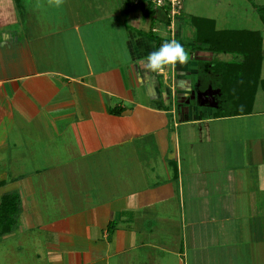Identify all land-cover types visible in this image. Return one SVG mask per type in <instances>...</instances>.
Instances as JSON below:
<instances>
[{
  "label": "crops",
  "instance_id": "obj_1",
  "mask_svg": "<svg viewBox=\"0 0 264 264\" xmlns=\"http://www.w3.org/2000/svg\"><path fill=\"white\" fill-rule=\"evenodd\" d=\"M5 1L0 202L16 195L18 210L0 264H264V92L242 114L221 92L222 64L243 56L197 43L180 17L189 60L154 74L144 62L152 34L170 39L163 12ZM205 12L191 17L262 33Z\"/></svg>",
  "mask_w": 264,
  "mask_h": 264
},
{
  "label": "trees",
  "instance_id": "obj_2",
  "mask_svg": "<svg viewBox=\"0 0 264 264\" xmlns=\"http://www.w3.org/2000/svg\"><path fill=\"white\" fill-rule=\"evenodd\" d=\"M126 3L129 0L125 1ZM143 9V14L147 18H152L156 11L149 7ZM260 20L264 28V6L257 9ZM191 25L195 28L196 42L206 45L210 51L238 54L243 56L241 64L225 63L222 64L226 69V79L221 92L233 104L235 113H248L253 103L254 95L258 87L264 92V78L261 79V70L264 66V57L262 56V37L259 31H217L214 29V23L210 20L191 17ZM152 34V32H150ZM156 43V49L167 39H161L152 34L150 37ZM253 70L250 74L247 68ZM239 73V74H238ZM238 74V75H237ZM253 74V76H252ZM250 75L253 79L251 86L246 88L231 87L233 81L231 78L241 79ZM254 77V78H253ZM253 84V85H252ZM236 92L240 93L237 94ZM240 96V97H239ZM241 99V100H239ZM239 100V101H238ZM246 100L244 103L243 101ZM243 102V103H241ZM111 114L118 115L120 110L112 109ZM18 210V198L16 195H5L0 202V235L8 233L15 224V215Z\"/></svg>",
  "mask_w": 264,
  "mask_h": 264
},
{
  "label": "rangeland",
  "instance_id": "obj_3",
  "mask_svg": "<svg viewBox=\"0 0 264 264\" xmlns=\"http://www.w3.org/2000/svg\"><path fill=\"white\" fill-rule=\"evenodd\" d=\"M253 3L254 2L252 0H183V16L181 15V18L184 19L185 21L187 20L186 21L187 24V22L191 18L192 13L193 15H196L198 13H206L205 11L209 10V12H212L214 14L215 13L219 14L220 18H223V20L229 19L232 22L227 26H224L225 28L238 29L243 27H249L250 29L260 30L262 33H264V28L260 20L258 11L250 9L249 7L250 4L252 7ZM5 4L6 1L1 0V7L5 6ZM204 6L207 7V10H205L204 12H198V13L194 12L196 11V9H199V11H203V9H205ZM186 7H188V9ZM198 15L207 16L208 14H198ZM237 21H239L241 25L237 23L233 24V22H237ZM193 33H194L193 30H191L190 36ZM262 33H260L261 37H262ZM185 34H188L187 29H185ZM175 35H177V33H175ZM262 40H263L262 52H264L263 37ZM176 41L183 44V46L184 43L187 44V41L185 40L182 42L180 39H176ZM184 48L186 47L184 46Z\"/></svg>",
  "mask_w": 264,
  "mask_h": 264
},
{
  "label": "clouds",
  "instance_id": "obj_4",
  "mask_svg": "<svg viewBox=\"0 0 264 264\" xmlns=\"http://www.w3.org/2000/svg\"><path fill=\"white\" fill-rule=\"evenodd\" d=\"M188 60L189 54L184 46L176 40H171L149 53L144 64L146 70L155 74L166 70L167 67L185 64Z\"/></svg>",
  "mask_w": 264,
  "mask_h": 264
},
{
  "label": "built area",
  "instance_id": "obj_5",
  "mask_svg": "<svg viewBox=\"0 0 264 264\" xmlns=\"http://www.w3.org/2000/svg\"><path fill=\"white\" fill-rule=\"evenodd\" d=\"M132 7H149L154 11L163 12L167 21L169 40H175V26L182 14V0H129Z\"/></svg>",
  "mask_w": 264,
  "mask_h": 264
}]
</instances>
